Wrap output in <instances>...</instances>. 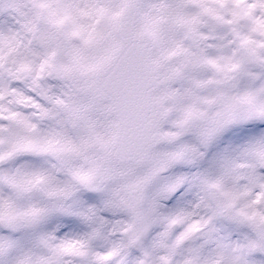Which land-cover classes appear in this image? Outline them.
<instances>
[{"label":"snow or ice","instance_id":"obj_1","mask_svg":"<svg viewBox=\"0 0 264 264\" xmlns=\"http://www.w3.org/2000/svg\"><path fill=\"white\" fill-rule=\"evenodd\" d=\"M0 264H264V0H0Z\"/></svg>","mask_w":264,"mask_h":264}]
</instances>
